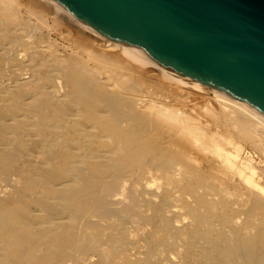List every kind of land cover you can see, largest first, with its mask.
Listing matches in <instances>:
<instances>
[{
    "label": "bare ground",
    "instance_id": "obj_1",
    "mask_svg": "<svg viewBox=\"0 0 264 264\" xmlns=\"http://www.w3.org/2000/svg\"><path fill=\"white\" fill-rule=\"evenodd\" d=\"M189 93L229 109L232 152L216 116L170 108ZM233 139L264 158V116L53 0H0V264H264V192Z\"/></svg>",
    "mask_w": 264,
    "mask_h": 264
},
{
    "label": "water",
    "instance_id": "obj_2",
    "mask_svg": "<svg viewBox=\"0 0 264 264\" xmlns=\"http://www.w3.org/2000/svg\"><path fill=\"white\" fill-rule=\"evenodd\" d=\"M100 36L264 116V0H53Z\"/></svg>",
    "mask_w": 264,
    "mask_h": 264
},
{
    "label": "rangeland",
    "instance_id": "obj_3",
    "mask_svg": "<svg viewBox=\"0 0 264 264\" xmlns=\"http://www.w3.org/2000/svg\"><path fill=\"white\" fill-rule=\"evenodd\" d=\"M54 39H56V38L54 37ZM60 42L62 43V41H60ZM153 93H155L154 94L155 96L152 95ZM159 93L160 94L164 93L167 96L166 98L171 101L172 97L169 96L168 92L165 91V92L161 93V91H159V89L157 90V89L149 88L147 96L149 98L157 99L160 96ZM156 94H157V98H155ZM150 95H152V96L150 97ZM161 96L159 98L161 100L165 101L166 98H163V95H161ZM188 96H195L193 105L191 104L188 107H186V106L185 107H181V106L175 104V106H170V108L184 109V111L188 110V112L191 113V114L193 112L192 116L195 119H197L200 123H202V125L208 126L209 128H212L213 130L217 129V127H215V124L211 123V121L209 120L208 116L211 115V114L216 116V119L219 120V122H218L219 129L217 131L219 136H218L217 139H218V141H221V142L224 143V146L222 148L226 152H232V150L234 149L233 145L229 144L228 140H227L228 139L227 137L229 136V132H228L227 129L225 130V126H223L222 122L220 121V119H222V117L224 116V113L226 111H228L229 109L225 108L223 110L214 101H212L209 96L207 97V96H204V95H201V94H197V93L196 94L189 93ZM160 99H158V100H160ZM172 103L173 102H171V104ZM204 109H208V111L207 110L204 111ZM194 112H196L197 114L194 113ZM232 142L233 143L236 142L237 145L239 146V148H240L239 157L242 156V159H244L246 157L245 159L247 161L245 163L250 165L251 168L254 170V172H255L254 179L258 181L259 186H261V188H262V190L264 192V158L261 157L262 155H259L260 153H258L257 151L255 152V150L253 148H251L249 145L239 143V141L237 139H235V140L233 139ZM246 171L248 172V170H246ZM247 175H249V174H247ZM233 181H235V182L243 185V187H245L244 184L242 183L244 181L243 180L241 181L239 176L233 177ZM247 194L251 195L252 193L249 192ZM197 196H198V194H195V193L192 194L191 200L192 201L196 200ZM247 205H250V203H248ZM242 216H241V218H243Z\"/></svg>",
    "mask_w": 264,
    "mask_h": 264
}]
</instances>
